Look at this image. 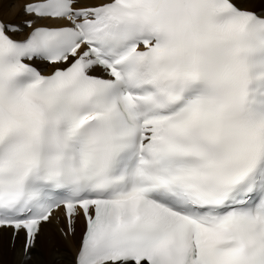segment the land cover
I'll list each match as a JSON object with an SVG mask.
<instances>
[{
    "label": "snow or ice",
    "instance_id": "snow-or-ice-1",
    "mask_svg": "<svg viewBox=\"0 0 264 264\" xmlns=\"http://www.w3.org/2000/svg\"><path fill=\"white\" fill-rule=\"evenodd\" d=\"M18 6L0 254L45 264L54 225L66 264H264V0Z\"/></svg>",
    "mask_w": 264,
    "mask_h": 264
},
{
    "label": "bare ground",
    "instance_id": "bare-ground-1",
    "mask_svg": "<svg viewBox=\"0 0 264 264\" xmlns=\"http://www.w3.org/2000/svg\"><path fill=\"white\" fill-rule=\"evenodd\" d=\"M19 14L20 8L18 6V0H0V15H4L6 18L15 21ZM60 243L59 235L53 225L46 230L42 240L41 251L44 254L45 264H57V261H59V264H66V262L61 259L64 255V251L63 248H58V244ZM0 260H2V264H15V261L18 262V259L7 250H4L3 253L0 254Z\"/></svg>",
    "mask_w": 264,
    "mask_h": 264
},
{
    "label": "rangeland",
    "instance_id": "rangeland-1",
    "mask_svg": "<svg viewBox=\"0 0 264 264\" xmlns=\"http://www.w3.org/2000/svg\"><path fill=\"white\" fill-rule=\"evenodd\" d=\"M14 263H15V264H18V262H17V261H15Z\"/></svg>",
    "mask_w": 264,
    "mask_h": 264
}]
</instances>
